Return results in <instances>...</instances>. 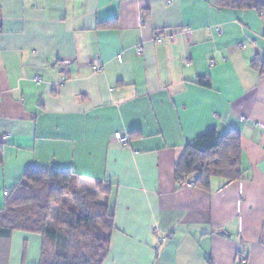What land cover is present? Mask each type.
Segmentation results:
<instances>
[{"label":"crops","instance_id":"1","mask_svg":"<svg viewBox=\"0 0 264 264\" xmlns=\"http://www.w3.org/2000/svg\"><path fill=\"white\" fill-rule=\"evenodd\" d=\"M263 34V15L214 0H0V210L29 168L66 172L106 188L103 264H264ZM208 130L238 134L242 179L177 183ZM43 244L13 232L4 264H41Z\"/></svg>","mask_w":264,"mask_h":264},{"label":"trees","instance_id":"2","mask_svg":"<svg viewBox=\"0 0 264 264\" xmlns=\"http://www.w3.org/2000/svg\"><path fill=\"white\" fill-rule=\"evenodd\" d=\"M218 8L255 10L264 16V0H214ZM264 36V34H263ZM264 76V56L251 62ZM208 87L205 79H199ZM240 138L235 132L219 135L208 130L187 144L174 167L179 184L195 176L194 186L208 190L210 180L220 177L228 182L242 179ZM71 174L29 168L5 198L0 210V264H4L6 244L15 231L43 237L41 264H103L108 256L113 214L100 202L106 191L69 192ZM72 196V205L65 203ZM53 216V218H52ZM54 219L55 229L49 228Z\"/></svg>","mask_w":264,"mask_h":264},{"label":"built area","instance_id":"3","mask_svg":"<svg viewBox=\"0 0 264 264\" xmlns=\"http://www.w3.org/2000/svg\"><path fill=\"white\" fill-rule=\"evenodd\" d=\"M181 32L184 33V34H189L190 33V30L189 29H183V30H181ZM172 40H173V36H156L155 39H154V42L155 43H162L164 41L171 42ZM136 53L139 56H141L143 54L142 53V47L141 46H138L136 48ZM118 58H120V57H118ZM70 64H71V62H69V61H63V62H61V65H63V66H68ZM90 67H91L92 71L95 72V73H99V72H101L103 70V65L100 63L99 60H93L90 63ZM64 82H65L64 76L63 77H60L59 84L61 85ZM35 83L36 84H39L40 83V79L39 78H36L35 79ZM114 139L117 142H119L121 145H123V146H125L128 143V141H129V138L127 136L122 135L121 133L114 134ZM161 241L163 242V241H165V239H163V240L161 239L160 242Z\"/></svg>","mask_w":264,"mask_h":264},{"label":"rangeland","instance_id":"4","mask_svg":"<svg viewBox=\"0 0 264 264\" xmlns=\"http://www.w3.org/2000/svg\"><path fill=\"white\" fill-rule=\"evenodd\" d=\"M69 192H77V193H81V192H79V188H77L75 185H71V187H70V191H69ZM90 193H93V192H90ZM95 193H97V192H95ZM63 201H65V203H67L69 206H71L72 203H73L71 194H70V195H67V196L64 198ZM52 218H53V216H52ZM50 222H51V223H50L49 228H53V229H55L56 226H55V223H54V219H51Z\"/></svg>","mask_w":264,"mask_h":264}]
</instances>
